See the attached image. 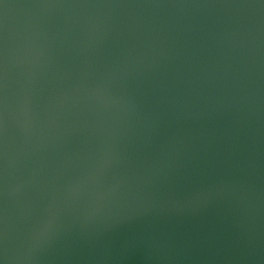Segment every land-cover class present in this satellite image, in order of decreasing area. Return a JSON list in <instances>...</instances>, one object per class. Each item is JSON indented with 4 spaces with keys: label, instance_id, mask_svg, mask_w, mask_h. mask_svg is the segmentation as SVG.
<instances>
[{
    "label": "water",
    "instance_id": "water-1",
    "mask_svg": "<svg viewBox=\"0 0 264 264\" xmlns=\"http://www.w3.org/2000/svg\"><path fill=\"white\" fill-rule=\"evenodd\" d=\"M0 264H264V0H0Z\"/></svg>",
    "mask_w": 264,
    "mask_h": 264
}]
</instances>
